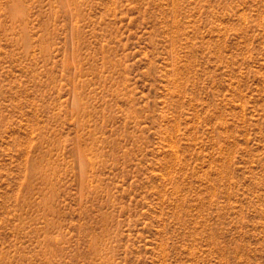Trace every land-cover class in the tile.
I'll use <instances>...</instances> for the list:
<instances>
[{
  "label": "rangeland",
  "instance_id": "374dc122",
  "mask_svg": "<svg viewBox=\"0 0 264 264\" xmlns=\"http://www.w3.org/2000/svg\"><path fill=\"white\" fill-rule=\"evenodd\" d=\"M0 264H264V0H0Z\"/></svg>",
  "mask_w": 264,
  "mask_h": 264
}]
</instances>
